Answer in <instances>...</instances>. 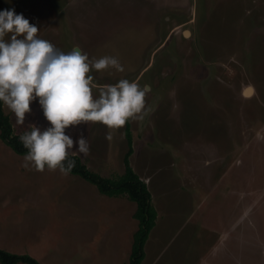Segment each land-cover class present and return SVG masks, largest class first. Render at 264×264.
<instances>
[{"label":"rangeland","instance_id":"rangeland-1","mask_svg":"<svg viewBox=\"0 0 264 264\" xmlns=\"http://www.w3.org/2000/svg\"><path fill=\"white\" fill-rule=\"evenodd\" d=\"M12 9L64 52L119 59L123 72L90 73L98 86H150L147 116L129 121L130 163L157 211L142 264H264V0H0ZM2 107L15 133L50 126L38 100L23 126ZM66 134L88 139L90 154H74L90 169L123 172L124 127ZM25 155L0 139V248L42 264H127L135 202L26 169Z\"/></svg>","mask_w":264,"mask_h":264},{"label":"clouds","instance_id":"clouds-1","mask_svg":"<svg viewBox=\"0 0 264 264\" xmlns=\"http://www.w3.org/2000/svg\"><path fill=\"white\" fill-rule=\"evenodd\" d=\"M39 31L14 9L0 11V102L23 126L26 114L32 113L31 104L38 100L50 126L42 130L29 124L20 135L27 149L22 166L67 176L75 167L70 156H88L90 144L83 135L74 141L66 130L89 123L118 130L130 120H143L150 86L128 79L98 86L90 73L109 68L123 72L119 59L92 60L77 48L64 52L40 38ZM106 138L111 140L112 132Z\"/></svg>","mask_w":264,"mask_h":264},{"label":"trees","instance_id":"trees-1","mask_svg":"<svg viewBox=\"0 0 264 264\" xmlns=\"http://www.w3.org/2000/svg\"><path fill=\"white\" fill-rule=\"evenodd\" d=\"M127 141V150L123 155V172L116 176H105L90 169L77 154L70 156L75 160V167L71 171L84 180L94 184L100 193L119 196L125 195L135 202L133 217L137 220V228L132 233L129 261L127 264H142L145 255L144 245L149 232L157 217V211L151 200V193L147 183L134 170L130 163V155L133 152L132 134L130 123L124 127ZM21 134L13 131L9 114H7L0 102V139L18 154H27V149L20 142ZM1 264H42L37 258L28 253H13L0 248Z\"/></svg>","mask_w":264,"mask_h":264},{"label":"crops","instance_id":"crops-1","mask_svg":"<svg viewBox=\"0 0 264 264\" xmlns=\"http://www.w3.org/2000/svg\"><path fill=\"white\" fill-rule=\"evenodd\" d=\"M75 47H77V46H75ZM73 48H74V47H73ZM78 49H79V48H78ZM200 218H201V217H200ZM154 225H155V224H154ZM154 225H153V226H154ZM151 229H152V228H151ZM149 233H150V232H149ZM148 236H149V235H148ZM146 240H147V239H146ZM145 242H146V241H145ZM144 246H145V245H144ZM144 251H145V249H144ZM159 256H160V255H157V254H156V256H155V258H154V261L158 262V259L160 258ZM144 257H145V255H144ZM143 259H144V258H143ZM152 261H153V260H152Z\"/></svg>","mask_w":264,"mask_h":264},{"label":"bare ground","instance_id":"bare-ground-1","mask_svg":"<svg viewBox=\"0 0 264 264\" xmlns=\"http://www.w3.org/2000/svg\"><path fill=\"white\" fill-rule=\"evenodd\" d=\"M185 34H188V32L185 31ZM251 91H252V88H251V87H248V88L245 89V92L248 93V94H249V92H251Z\"/></svg>","mask_w":264,"mask_h":264},{"label":"water","instance_id":"water-1","mask_svg":"<svg viewBox=\"0 0 264 264\" xmlns=\"http://www.w3.org/2000/svg\"><path fill=\"white\" fill-rule=\"evenodd\" d=\"M74 48H77L78 49V47H74ZM248 88V87H247ZM246 93V92H245Z\"/></svg>","mask_w":264,"mask_h":264}]
</instances>
